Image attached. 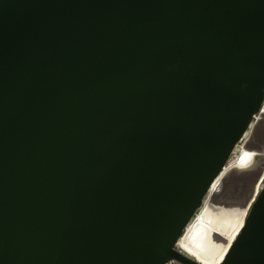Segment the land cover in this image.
I'll use <instances>...</instances> for the list:
<instances>
[{
  "label": "water",
  "instance_id": "obj_1",
  "mask_svg": "<svg viewBox=\"0 0 264 264\" xmlns=\"http://www.w3.org/2000/svg\"><path fill=\"white\" fill-rule=\"evenodd\" d=\"M263 106L264 0H0V264H201ZM221 264H264V181Z\"/></svg>",
  "mask_w": 264,
  "mask_h": 264
},
{
  "label": "bare ground",
  "instance_id": "obj_2",
  "mask_svg": "<svg viewBox=\"0 0 264 264\" xmlns=\"http://www.w3.org/2000/svg\"><path fill=\"white\" fill-rule=\"evenodd\" d=\"M263 122L264 106L253 119L252 126L245 133V139L237 145L234 154L214 180L202 205L197 210V222L198 217L203 222L202 225H197V234L194 229H189L188 227L195 218V213L177 242V249L179 251L194 258L201 264H218L219 260H223L231 243L240 230L236 232L234 229V233L229 234L225 238L222 235V229L225 223L235 222L237 218L241 223L240 228L243 225L252 200L245 207H241L237 203L240 196L245 193L249 179L257 175L259 170L261 171V179L254 188L253 197L263 185L264 137L257 136L259 125ZM248 139L254 141L252 144L245 146V141ZM241 170L248 175L245 183H242L243 180H237L236 178L227 183L230 174ZM203 225L205 227H202ZM171 263L183 264L177 260L171 261L169 264Z\"/></svg>",
  "mask_w": 264,
  "mask_h": 264
},
{
  "label": "rangeland",
  "instance_id": "obj_3",
  "mask_svg": "<svg viewBox=\"0 0 264 264\" xmlns=\"http://www.w3.org/2000/svg\"><path fill=\"white\" fill-rule=\"evenodd\" d=\"M258 130L259 131L257 133V136L258 137L259 136H263L264 137V122L259 125ZM249 141H251V143H253L254 140L249 139ZM260 174H261V171L259 170L257 175H255L253 178L249 179V183H247L248 186L245 189V193L240 196V199H239L237 205L239 204V206L245 207V205H247L248 202H250L251 200L252 201L254 200V198H255V195L253 197L254 188L256 187V185L258 184L259 180L261 179L260 178ZM229 177H230V179H229ZM240 177H241V179H240ZM247 177H248V175H246V173L244 171H236V172H233L232 174H230L228 176L229 180L227 179V183L230 180H232V179L234 180V178H236L237 180H243L242 183H245V180L247 179ZM262 181H264V176L262 177Z\"/></svg>",
  "mask_w": 264,
  "mask_h": 264
},
{
  "label": "flooded vegetation",
  "instance_id": "obj_4",
  "mask_svg": "<svg viewBox=\"0 0 264 264\" xmlns=\"http://www.w3.org/2000/svg\"><path fill=\"white\" fill-rule=\"evenodd\" d=\"M202 224H203V222L201 221L200 217H198V222H197V213H196L195 218L193 219V221L191 222V224L188 227H189V229H194L195 233L197 234V225H202ZM240 225H241V223L238 220V218H237V221H235V222H227V223H225V226L222 229L223 237L226 238V237H228L229 234L234 233V229H235L236 232H238V230H240ZM202 227H205V225H203ZM196 238H197V235H196ZM221 261L222 260H219L218 264H220Z\"/></svg>",
  "mask_w": 264,
  "mask_h": 264
},
{
  "label": "clouds",
  "instance_id": "obj_5",
  "mask_svg": "<svg viewBox=\"0 0 264 264\" xmlns=\"http://www.w3.org/2000/svg\"><path fill=\"white\" fill-rule=\"evenodd\" d=\"M241 171H243V170H241Z\"/></svg>",
  "mask_w": 264,
  "mask_h": 264
}]
</instances>
